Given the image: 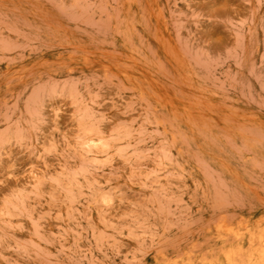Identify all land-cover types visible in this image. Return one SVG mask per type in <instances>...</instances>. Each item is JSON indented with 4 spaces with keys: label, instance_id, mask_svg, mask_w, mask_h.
<instances>
[{
    "label": "rangeland",
    "instance_id": "1",
    "mask_svg": "<svg viewBox=\"0 0 264 264\" xmlns=\"http://www.w3.org/2000/svg\"><path fill=\"white\" fill-rule=\"evenodd\" d=\"M221 225L264 231V0H0V264H202Z\"/></svg>",
    "mask_w": 264,
    "mask_h": 264
},
{
    "label": "bare ground",
    "instance_id": "2",
    "mask_svg": "<svg viewBox=\"0 0 264 264\" xmlns=\"http://www.w3.org/2000/svg\"><path fill=\"white\" fill-rule=\"evenodd\" d=\"M99 139L87 138L84 143H97ZM3 211L4 208L2 207ZM218 243L217 257L209 258L202 264H264V231L246 229L245 233L234 231L224 225L218 226L214 232ZM232 237L237 241L234 246H226ZM167 264H193L185 259L181 262L171 260Z\"/></svg>",
    "mask_w": 264,
    "mask_h": 264
}]
</instances>
